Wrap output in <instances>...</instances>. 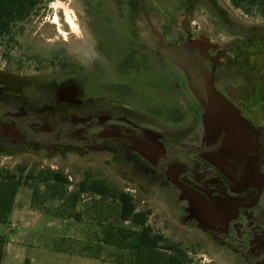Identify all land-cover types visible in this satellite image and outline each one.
I'll return each mask as SVG.
<instances>
[{
  "label": "rangeland",
  "instance_id": "1",
  "mask_svg": "<svg viewBox=\"0 0 264 264\" xmlns=\"http://www.w3.org/2000/svg\"><path fill=\"white\" fill-rule=\"evenodd\" d=\"M144 1L162 40L147 32L136 10L135 35L118 30L111 17L120 0H39L0 39V169L24 165V175L32 170L35 176L49 168L68 180L54 191V182L29 176L18 187L12 209L31 213L22 224L14 212L16 223H7L19 229L10 230L17 235L13 240L4 236L7 255L0 264L136 263L137 240L125 236L131 225L119 219L113 198L82 193L73 207L64 202L84 178L131 193L152 232L183 250L186 264H264V15L218 0L250 27L237 40L239 35L216 26L210 10L193 7V0ZM193 28L202 35L194 36ZM109 36L134 40L143 49L145 75L156 91L139 98L138 106L135 97L129 111L100 98L99 84L108 90L131 51L123 47L118 59L123 51L105 47ZM203 75L235 110L234 123L240 119L239 136L230 135L246 142L237 156L221 145V136L208 141L198 125L189 128L194 118L187 114L191 96L184 88H196L205 102ZM69 81L86 104L55 102L56 88ZM161 81L165 95L155 87ZM163 95L165 108L158 111ZM176 99L186 102L182 111ZM50 104L52 110L43 108ZM218 151V163L199 156ZM34 217L42 222L36 225Z\"/></svg>",
  "mask_w": 264,
  "mask_h": 264
},
{
  "label": "flooded vegetation",
  "instance_id": "2",
  "mask_svg": "<svg viewBox=\"0 0 264 264\" xmlns=\"http://www.w3.org/2000/svg\"><path fill=\"white\" fill-rule=\"evenodd\" d=\"M192 5L193 7H196V8L202 7L206 10H210L211 13L214 15L213 19H215L216 26L227 29L226 31H228L229 33L239 35V37L238 36L235 37V39L237 40L242 39L240 36L242 35L241 34L242 31H247L250 28L244 23H242L241 21H239L238 19H236L235 17H233L229 13V11L226 9V7L218 0H193ZM135 10L142 17V20H143V23L145 25V29L147 30V32L151 30L154 34L158 36L160 40H162L163 35L161 33L155 32L154 28L150 26V19H149L147 7L145 5L144 0H120V3L118 5V11H116L115 13L112 12L114 16L111 17V19L118 21V27L120 28H117V29L118 30L124 29L126 30L125 33H127V30H130V35L133 36V34L138 30V28L137 27L134 28L135 26L133 25ZM191 32H193L194 36L196 37H200L202 35V32L196 28H193ZM98 34L104 35V32H100ZM190 39L195 40L194 37H191ZM105 41L107 42L105 46L107 47L106 49H110L108 48L109 46L111 47V49L120 53V51H123L125 47L126 49L128 47L129 48L131 47V51L129 53V51L125 49V51H127L126 53L127 55H125V51H123L121 55L119 54L120 56L118 55L117 57L118 59L121 58L123 55L126 56L125 57L126 60L122 62V64L125 65V67L123 69H117V75L114 76L115 79H113V81L110 83L108 90L104 87V85L99 84L100 85L99 91H101V95H102L100 96V98L104 100H113V105L125 111H129L132 108V105H133L132 103L135 97H137L136 102L138 103L140 102L141 98H144V99L150 98L151 94L154 95L156 92L155 90H151L154 87L150 89L149 87L150 81L148 77L149 75H145L144 67H146V65H143V64H146V62L144 60L143 54H141L143 53V49L138 48L135 45L133 46V43L131 41H134V40L127 41L126 39L123 40V39H118V38L109 36V38L107 40L105 39ZM197 43L200 44L201 41H198ZM123 47L124 49H122ZM134 47L136 48L137 51L140 49L139 52L141 55L134 54V53H138L132 49ZM135 55L137 56L136 58H134ZM134 59H136L135 63L137 62L138 64H140V66H138V68L135 69V70H138L137 72H135V70L133 69L134 68L133 65L135 64ZM181 69H182V65L180 63V70ZM174 80L176 81L177 86L179 87V91L180 90L182 91L183 87L181 88V84L184 82L183 77L178 76L177 78L175 77ZM201 80L203 84V94L206 100L205 102L202 101V98L200 97V94L196 88L192 86H189V87L185 86L184 88V90L186 88L189 89V93L191 96L190 98L187 99V109H188L187 114H189L192 118H194V124L193 126L190 125L189 128L197 127L198 125V127H200L202 131V138L208 141L210 139L212 140L213 138H216V137L218 138L219 136H221V145L225 149H230V151L234 152V155L237 156V154H239L240 152L239 150H242L244 148V145L242 142H245V141H243V139L241 138L234 139L230 135L239 136V133L236 132L235 127L240 128V124H239L240 122L237 123V118L235 119L236 124L232 122L233 120H230L231 114L228 110L229 104L227 101H224L221 97H219L217 93H215L213 85L210 80V76L203 75ZM206 83H208L211 86L214 94L217 96V100L211 99L209 97ZM72 85H74L75 88H77V93L75 95H70L69 91L67 90ZM159 85H155L156 89L160 90L162 94H164V87H163L164 82L161 81ZM79 92L80 90L77 87L76 83L74 82L71 83L70 81L66 82L56 88L54 92L55 102L58 104H62V103L81 104V105L83 103L86 104L87 100L80 98ZM156 95L159 97L158 94ZM164 95L160 96L162 98H159V101L157 103L156 107L158 111H160L158 108L160 106H162L163 109L165 108L164 101H163ZM184 103L186 105V102ZM184 103L180 99H176V101H174L175 107H177V109H179L180 111H182L181 104H184ZM138 105L140 104L138 103L137 106ZM213 107L223 108V110L227 112V114H223V116L219 118V116L217 117L215 113H213ZM43 108L50 111L53 109V105L50 104ZM146 108L148 107L145 106L144 109L142 108L143 112L145 113L147 112L145 110ZM103 109L104 108H102V110L100 108H96L94 112L95 113L96 112L105 113L106 110H103ZM231 113L234 115V117L236 116L235 110L231 111ZM176 121H177L176 122L177 124L182 123V117H179V118L177 117ZM230 121L233 123L232 125L229 124ZM214 127H217V128L215 129ZM156 144L160 145L158 141L156 142ZM219 151L221 152V150ZM219 151L217 152V154H208V153L202 152L199 154V156L203 158L204 160H207V161L212 160L218 163L219 160L217 159L220 154ZM220 220L222 221V219Z\"/></svg>",
  "mask_w": 264,
  "mask_h": 264
},
{
  "label": "trees",
  "instance_id": "3",
  "mask_svg": "<svg viewBox=\"0 0 264 264\" xmlns=\"http://www.w3.org/2000/svg\"><path fill=\"white\" fill-rule=\"evenodd\" d=\"M228 1L232 6L244 12L254 11L264 15V0ZM38 2L39 0H0V39L10 33L15 23L25 20ZM25 170L26 166L24 165H17V171L0 169V224L9 222L18 187L26 183L29 176L35 174L31 170L24 175ZM33 178L48 185L50 182H54L52 185L54 191L58 183L68 182L66 176L49 168L37 171ZM82 193L114 199L117 204L119 219L128 221L131 225V229L125 236H131L137 240L135 264H186L188 261L186 253L177 245L169 242L162 235L152 232L151 227L146 223L147 212L136 210L133 196L128 191L111 187L102 179L84 178L77 184L76 189L69 191L64 197V202L73 207ZM60 195L63 196L61 193ZM163 241H168L169 244L165 245ZM4 243L5 237L0 235V260L4 255Z\"/></svg>",
  "mask_w": 264,
  "mask_h": 264
},
{
  "label": "crops",
  "instance_id": "4",
  "mask_svg": "<svg viewBox=\"0 0 264 264\" xmlns=\"http://www.w3.org/2000/svg\"><path fill=\"white\" fill-rule=\"evenodd\" d=\"M14 212L16 213V215L18 216L17 218L20 220V223H25L24 221H25V219H27V217H29V213H31V211L30 210H20V212H17V211H14L13 209L11 210V213H10V216H9V220H10V222H11V224L12 223H16V222H14L12 219H13V215H14ZM33 213V212H32ZM35 218H37L36 220H35V222L37 223L36 225H39L41 222H42V220H41V217L39 218V217H34V219ZM33 219V218H32ZM39 223V224H38ZM12 226H13V224H12ZM9 227V225L7 224V225H4V224H0V235H3V236H6L7 238H9L10 240H13L14 239V237H16L17 235L15 234V232H13V231H10V230H12V229H19V225L17 224V225H15L14 227ZM17 233V232H16ZM22 233V232H21ZM20 233V234H21ZM24 234V233H23ZM12 253H13V255H10V256H15L14 255V253H15V249H13L12 251H11ZM6 255H7V251L5 250V252H4V256H3V258L5 257L6 258Z\"/></svg>",
  "mask_w": 264,
  "mask_h": 264
},
{
  "label": "water",
  "instance_id": "5",
  "mask_svg": "<svg viewBox=\"0 0 264 264\" xmlns=\"http://www.w3.org/2000/svg\"><path fill=\"white\" fill-rule=\"evenodd\" d=\"M206 85H207V91L209 93V97L211 99L217 100V96L214 94L211 86L208 83H206ZM67 90L69 91V94L70 95H75L77 93V88H75L74 85L70 86ZM228 106H229V109L228 110L231 113V111H233V110H232V108H231L230 105H228ZM213 113H215V115L217 117L219 116V118H221V116H223V114H227V112H225L223 110V108H220V107H218V108L213 107ZM225 116H227V115H225ZM230 120H233V118H231V116H230ZM232 122H234V121H232ZM232 122L230 121L229 124L232 125L233 124ZM231 128H233V127H231Z\"/></svg>",
  "mask_w": 264,
  "mask_h": 264
},
{
  "label": "bare ground",
  "instance_id": "6",
  "mask_svg": "<svg viewBox=\"0 0 264 264\" xmlns=\"http://www.w3.org/2000/svg\"><path fill=\"white\" fill-rule=\"evenodd\" d=\"M67 19L69 20V23H70L72 29H73L75 32H77L78 29H77V25H76V23L74 22V20H73V19H70V16H67ZM58 23H59V22H58ZM232 110L234 111V109H232ZM239 122H240V119H237V123H239Z\"/></svg>",
  "mask_w": 264,
  "mask_h": 264
}]
</instances>
